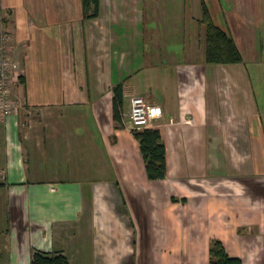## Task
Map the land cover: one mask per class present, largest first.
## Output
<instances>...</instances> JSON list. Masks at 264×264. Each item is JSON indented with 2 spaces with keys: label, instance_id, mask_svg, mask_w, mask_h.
Masks as SVG:
<instances>
[{
  "label": "crops",
  "instance_id": "1",
  "mask_svg": "<svg viewBox=\"0 0 264 264\" xmlns=\"http://www.w3.org/2000/svg\"><path fill=\"white\" fill-rule=\"evenodd\" d=\"M201 1L99 0L84 18L81 0H0L24 105L0 118V264L36 250L70 264H209L215 239L264 264V0H204L235 64L205 61ZM132 95L161 107L163 179L146 176Z\"/></svg>",
  "mask_w": 264,
  "mask_h": 264
},
{
  "label": "trees",
  "instance_id": "2",
  "mask_svg": "<svg viewBox=\"0 0 264 264\" xmlns=\"http://www.w3.org/2000/svg\"><path fill=\"white\" fill-rule=\"evenodd\" d=\"M84 18L97 17L99 0H81ZM202 18L205 26V61L210 64H235L243 62L231 32L227 28L218 26L210 15L208 5L201 1ZM113 119L119 127L123 126V84L117 83L113 87L112 99ZM137 139L145 163V172L150 180L163 179L167 175L165 145L158 128L132 129ZM30 264H70L62 252H33ZM209 264H242L238 257L230 256L221 241H211L209 247Z\"/></svg>",
  "mask_w": 264,
  "mask_h": 264
},
{
  "label": "built area",
  "instance_id": "3",
  "mask_svg": "<svg viewBox=\"0 0 264 264\" xmlns=\"http://www.w3.org/2000/svg\"><path fill=\"white\" fill-rule=\"evenodd\" d=\"M6 34L0 36V118L16 115L17 107L11 100L8 89L10 63L7 59ZM162 116L161 107L149 103L142 95H132L129 98V109L127 112L128 123L134 130L153 128L154 120Z\"/></svg>",
  "mask_w": 264,
  "mask_h": 264
},
{
  "label": "rangeland",
  "instance_id": "4",
  "mask_svg": "<svg viewBox=\"0 0 264 264\" xmlns=\"http://www.w3.org/2000/svg\"><path fill=\"white\" fill-rule=\"evenodd\" d=\"M2 21L0 20V36L1 34H6L8 39H10L9 37V34L5 31V28L2 26ZM225 29V28H224ZM228 29V28H227ZM230 31V30H229ZM7 59L10 63L9 67H10V70L8 72L9 74V81H8V89H9V92L10 94L13 95V98H15V100L17 101V105L16 103L14 104L15 106H18V116H20V110H22L24 108V105L22 104V100L20 98H18V93H16V91L20 88V85L22 84V82L20 81L19 77H22L21 75V71L20 69L15 65V62H14V59H18L17 57H19L17 55V57L15 56H12L11 53H10V41H7ZM13 54V52H12ZM17 54V52H16ZM11 56H12V59H11ZM14 58V59H13ZM21 75V76H20ZM13 92L16 93L17 97L15 96V94H13ZM127 120H128V117H127Z\"/></svg>",
  "mask_w": 264,
  "mask_h": 264
}]
</instances>
